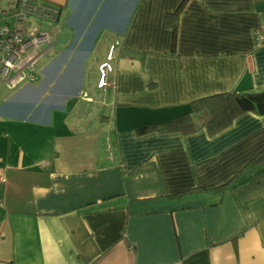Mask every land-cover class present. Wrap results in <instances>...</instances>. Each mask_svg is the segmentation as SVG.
Masks as SVG:
<instances>
[{"label": "crops", "instance_id": "1", "mask_svg": "<svg viewBox=\"0 0 264 264\" xmlns=\"http://www.w3.org/2000/svg\"><path fill=\"white\" fill-rule=\"evenodd\" d=\"M47 1L71 35L0 75V264H264V162L221 194L170 198L229 182L264 148V114L137 133L199 98L264 89V0H187L174 42L164 18L182 0ZM105 41L113 87L97 71L69 95L72 62Z\"/></svg>", "mask_w": 264, "mask_h": 264}, {"label": "built area", "instance_id": "2", "mask_svg": "<svg viewBox=\"0 0 264 264\" xmlns=\"http://www.w3.org/2000/svg\"><path fill=\"white\" fill-rule=\"evenodd\" d=\"M60 15L61 7L47 0H0L1 77L5 79L11 71L21 74L25 63L32 68L37 59L53 53L50 50L61 33L57 26ZM255 40L264 46V29L255 32ZM110 71L108 62L101 65L98 88L113 87ZM29 79H35L33 73ZM3 180L0 170V182Z\"/></svg>", "mask_w": 264, "mask_h": 264}, {"label": "trees", "instance_id": "3", "mask_svg": "<svg viewBox=\"0 0 264 264\" xmlns=\"http://www.w3.org/2000/svg\"><path fill=\"white\" fill-rule=\"evenodd\" d=\"M186 2L187 0H182L175 11L165 14L164 23L173 30V42L176 38L178 17L185 8ZM246 112H252L258 115L264 114V89L261 91L246 92L232 91L199 98L191 102L190 110L187 113L179 115L166 123L138 127L137 133L143 135L157 131L191 134L201 128H206L210 134H216L229 127L237 117ZM263 162L264 148L260 150L241 171L235 174L229 182L220 186H198L190 190L173 194L170 198H177L188 193L201 191L221 194L236 183L241 173Z\"/></svg>", "mask_w": 264, "mask_h": 264}, {"label": "rangeland", "instance_id": "4", "mask_svg": "<svg viewBox=\"0 0 264 264\" xmlns=\"http://www.w3.org/2000/svg\"><path fill=\"white\" fill-rule=\"evenodd\" d=\"M84 15H85V20L90 19V14H84ZM125 21L126 20H125L124 16L122 19L118 20L119 23H125ZM68 24H69V22L67 21L65 23V26H66V28H65L63 26L61 27V24L57 23L58 28L62 32L58 36V38H57L58 40H56V42L54 43L53 48L50 50V51H53V53H55V51L59 45H62L65 42V40H66L65 38L69 37L71 35L70 32H72V29L70 27H67ZM43 27L47 28V25H43ZM96 28H98V26L93 24L91 31L96 29ZM99 31L100 30L98 28L95 33L99 32ZM110 47H111V42H108V41H105L104 43L97 45V47L95 48V51L93 52V55L91 56V60H88L89 52L94 48V45L91 43H88L82 47L81 53L78 55V57H76L75 61L72 63L73 64V66L71 67V70H72L71 72H73L72 75L70 77H68V76L64 77V79H66V81H68V84H67L68 87L67 88L71 92V94H69V95H73V94L77 93V91H79V89L83 88L82 85L84 83L86 84V82L88 80H94L96 82L97 77L95 74L97 73V71H99V73H100V69H101L100 64L102 62H104V60L106 61L107 58L110 59V56L113 55V49H111ZM86 96H87V94H84L85 98H86ZM90 99L92 100L93 98H90ZM93 106L96 107V109L99 111V113L101 112V114L107 113V111H108V109L106 110V108H103L100 105L95 106V104H93ZM95 115L96 114L94 113L93 116H95Z\"/></svg>", "mask_w": 264, "mask_h": 264}, {"label": "bare ground", "instance_id": "5", "mask_svg": "<svg viewBox=\"0 0 264 264\" xmlns=\"http://www.w3.org/2000/svg\"><path fill=\"white\" fill-rule=\"evenodd\" d=\"M75 61V60H74ZM73 63V62H72ZM72 66H73V64H72ZM75 66V65H74Z\"/></svg>", "mask_w": 264, "mask_h": 264}]
</instances>
